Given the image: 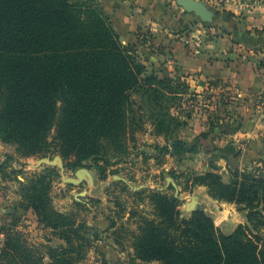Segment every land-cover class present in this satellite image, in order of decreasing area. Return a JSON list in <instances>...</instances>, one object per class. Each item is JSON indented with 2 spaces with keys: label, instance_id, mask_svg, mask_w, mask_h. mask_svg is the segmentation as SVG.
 <instances>
[{
  "label": "trees",
  "instance_id": "trees-1",
  "mask_svg": "<svg viewBox=\"0 0 264 264\" xmlns=\"http://www.w3.org/2000/svg\"><path fill=\"white\" fill-rule=\"evenodd\" d=\"M136 48L122 42L97 2L0 0V134L17 143L23 155L52 153L56 144L63 159L76 157V168L108 156V140L121 144L127 122L134 121V111L129 115L134 93L152 81L174 79L147 75ZM173 145L175 153L194 151L196 143L177 139ZM229 171V181L208 171L196 176L195 184L206 186L216 200L236 204L246 212L245 223L224 233L203 209L183 216L176 197L157 191L155 215H139L138 257L162 264H264V168ZM36 189L31 188L24 208L33 209L40 225L64 241L49 247L55 263L78 264L86 256L83 243L89 237L81 233L86 222L48 207ZM0 230L5 234L0 264H44L38 243L10 226Z\"/></svg>",
  "mask_w": 264,
  "mask_h": 264
},
{
  "label": "rangeland",
  "instance_id": "rangeland-1",
  "mask_svg": "<svg viewBox=\"0 0 264 264\" xmlns=\"http://www.w3.org/2000/svg\"><path fill=\"white\" fill-rule=\"evenodd\" d=\"M83 1L97 2L103 6L102 0ZM176 3V0L175 5L170 3L177 11L166 20V26L172 29V38L178 39L185 32L195 34L196 39L200 37L197 36L200 30L205 40L219 38L220 42L221 39H226L229 45L225 46V50L233 51L236 48L240 53L247 52L248 47H252L251 67L264 79V45L255 43V40L264 42L262 30H249L256 34L251 35L248 30H243L246 29L245 26L242 28L244 36L241 38L238 33L239 24L235 27L238 22L244 23L246 16L240 14L233 19L230 13L217 10L220 6L216 4L213 17L203 20L198 16H186V12ZM163 36L160 33V37ZM143 39L146 42L141 41L143 45L140 46L136 44L135 54L139 56L137 61L147 66V75L152 73V68H158L161 78L168 76L163 73L169 71L176 81H152L151 86L134 93V104L131 105L133 110L129 114L132 115L134 111V121L127 122L120 138L121 144L108 140V156L84 161L83 167L88 168L94 176L93 184L89 180L79 185L65 182L58 165L31 167V164L42 157L61 155L55 151L56 144H52V153L47 154L42 150L23 155L17 143L6 141L0 134V228L10 226L22 231L30 242L38 243L45 254L44 264H56L49 247L57 248L63 243L52 228L40 225L33 209L24 208L34 186L37 188L34 191L46 196L48 207L68 215L69 218H75L78 222H86L87 228L81 233L89 237V240L87 243L78 242L86 246V256L77 259L75 262L78 264H162L158 260L145 261L139 258L135 250L140 232L139 215H155L157 198L153 194L157 191L163 192L168 199L176 197L179 201L177 208L183 216L192 213L186 211V202L193 195H198V209L212 215L217 227L224 233H231L240 223L246 222V212H240L236 204L225 201H220V204L217 202L219 200H208L204 192L197 188L199 185L195 184V177L208 171H216L225 181H229L230 169L264 168V106L262 109L261 106H255L257 102L262 105L264 89L255 95L257 97L253 104L252 100H247L251 95H246L243 100L239 96L238 85L227 77L212 80L174 73L177 66L167 62V59H173L171 45L164 46L149 32L143 34ZM238 42H242V45ZM219 46H222L221 42ZM165 48L169 49L166 55L152 61L150 55L162 53ZM254 116L259 119L256 120ZM187 126L192 128V132ZM55 130L52 129L51 137L55 135ZM209 130L213 131L212 135L207 134ZM197 131L200 133L194 137ZM180 136L187 139L188 144L196 143L195 150L178 148L174 153L173 141L181 139ZM227 143L234 145L233 151L229 152L232 157L231 166L222 159L224 156L220 149ZM64 162L66 175L74 177L78 169L75 167L76 157L67 155ZM237 164L240 166L237 167ZM115 175L127 178L134 186L147 184V187L139 189L142 193L135 195L128 183H116ZM168 177L177 182L178 196ZM210 198L213 199L211 196ZM77 202H82L83 205ZM133 211L137 213L134 217L131 216ZM110 240L117 242L119 247H114ZM0 242L3 246L5 234L1 230ZM108 247L110 251L105 249ZM1 248L0 246V250Z\"/></svg>",
  "mask_w": 264,
  "mask_h": 264
},
{
  "label": "crops",
  "instance_id": "crops-1",
  "mask_svg": "<svg viewBox=\"0 0 264 264\" xmlns=\"http://www.w3.org/2000/svg\"><path fill=\"white\" fill-rule=\"evenodd\" d=\"M201 1L208 6L212 13L216 9L214 8L216 7L215 5L218 4L220 7L217 8V10H220L225 14L231 13V17H233V19L237 18L240 14L246 16L247 19L244 23L238 22L237 25H235L236 27L239 24L238 33H240L239 36H241V38L244 34L242 32V28L245 26L247 27L243 30H248V33H251V35H256L250 32L255 28L257 30L260 29V31L262 30V35H264V0ZM102 2L105 12L110 17L115 29L119 32L121 40L124 44L143 45L141 43V38L145 32H149L150 34H154L164 46L167 47L171 45V57L173 59H167V62L177 66L174 73L179 72L181 75H185L186 77H207L212 80L227 77L238 85L239 96L243 97V100L246 99V95H251L247 100H252L253 104L255 102V97H257L255 95L263 91V76L258 71L253 69L250 64L252 60V52L250 53V51L253 50L251 49L252 47H248L249 50H247V52L239 50L240 53L237 52L236 48H233V51H230V49L225 50V46L229 45L226 43V39H221L220 42L222 46H219V38H215L216 40H205L204 35H201L203 32L200 30H198L199 33H197V36L200 37L196 39H194L196 37L195 34H187L185 32H182L181 37L178 39L172 38V29H169L168 26H166V20L168 17L170 18L172 13L177 11L174 6L175 0H102ZM171 2H173L174 5H171ZM169 4L170 6H168ZM179 8H181L183 12H186V16H197L193 12H187L180 6ZM160 33L164 36L160 37ZM253 38L257 37L253 36ZM255 41H257V44L259 45H264V42H259V40ZM238 43L242 45V42ZM168 50L169 49L165 48V51L162 53H152L150 55L152 61L154 59L158 60L156 58L164 57ZM166 66L168 67L167 64ZM151 70L158 75L161 73L158 68H152ZM163 75L174 77L169 71L164 72ZM175 78L177 77L175 76ZM261 104L262 105L257 102L255 106L257 105L258 108L261 106L262 109L264 101ZM254 117L256 120L257 118L259 119L257 116ZM184 128H182V130ZM189 128L190 127L187 126L188 130ZM190 131L192 132V128H190ZM183 132L185 131L183 130ZM199 133L200 131H197L194 137L198 136ZM212 133V130L207 131L208 135H212ZM180 137L185 141L187 140L182 136ZM233 146V144L228 145L227 143L222 148L219 147L223 152L224 157L222 159L226 162V164L229 163V166H231L232 161V157H230L229 152L233 151ZM236 166L239 167L240 165L237 164ZM197 188H199V191L204 192V196H207L208 200H212L214 202L217 201L214 198H210V194L206 186L199 185ZM205 200L207 199L205 198ZM217 202L222 204L220 201ZM61 242L64 243L63 240ZM110 242L114 247H119L117 242L113 240H110ZM0 246L2 247L1 242ZM105 249L110 251V247Z\"/></svg>",
  "mask_w": 264,
  "mask_h": 264
},
{
  "label": "water",
  "instance_id": "water-1",
  "mask_svg": "<svg viewBox=\"0 0 264 264\" xmlns=\"http://www.w3.org/2000/svg\"><path fill=\"white\" fill-rule=\"evenodd\" d=\"M176 2L180 7L184 8L187 12H193L197 16L202 18L203 20H209L214 15V13L210 11L208 6L201 0H176ZM42 165H50V166L58 165L61 169L62 178L67 183L79 185V184H82L86 180H89L92 184L94 183V176L92 172L86 167L78 168L75 172L74 177H68L66 175L65 162L61 155H57L53 158H51V156L42 157L36 163L31 164V167L38 168V167H41ZM114 178L116 180H121V181L128 183L133 188V190H139V189H142L143 187H147V184L140 185V186H134L129 182L127 178L121 175H115ZM167 179L169 183L171 182L173 186L175 187L176 195L178 196L179 186L177 182L172 177H168ZM180 198H183V197H180ZM199 204H200L199 196L193 195L192 199L186 202V211L187 212L196 211L199 207Z\"/></svg>",
  "mask_w": 264,
  "mask_h": 264
}]
</instances>
